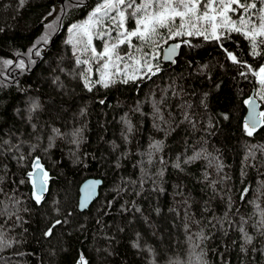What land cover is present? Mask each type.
I'll return each instance as SVG.
<instances>
[{
	"label": "trees",
	"instance_id": "trees-1",
	"mask_svg": "<svg viewBox=\"0 0 264 264\" xmlns=\"http://www.w3.org/2000/svg\"><path fill=\"white\" fill-rule=\"evenodd\" d=\"M96 4L0 0V142L11 145L0 151V230L18 242L0 252V264H77L81 255L88 264H198L197 256L206 264H264L256 207H264V126L248 136L242 121L253 89L264 111L258 80L218 43L193 36L180 38L190 43H181L173 64L156 50L161 70L151 79L89 91L66 40ZM46 31L47 44L37 45L41 54L29 63L28 49ZM224 44L254 68L264 64L240 34ZM6 59L26 67L6 68ZM156 141L163 142L159 152ZM196 152L201 157L185 163ZM37 156L51 175L39 204L26 175ZM87 177L103 184L79 211L78 187ZM241 225L251 244H243ZM201 231L207 238L196 248L189 236Z\"/></svg>",
	"mask_w": 264,
	"mask_h": 264
},
{
	"label": "snow or ice",
	"instance_id": "snow-or-ice-1",
	"mask_svg": "<svg viewBox=\"0 0 264 264\" xmlns=\"http://www.w3.org/2000/svg\"><path fill=\"white\" fill-rule=\"evenodd\" d=\"M24 4L25 0H19L20 7ZM130 22L135 26L129 27ZM47 27L49 31L54 30L52 24H48ZM49 31L41 35L37 42L28 49L29 63H35L31 57L37 45L41 42L47 44ZM68 32L70 35L66 43L72 46L76 65L83 66L79 76L84 82V87L89 91L97 84L108 88L117 82L129 84L138 80L151 79L161 70L159 63L156 62L158 60L157 49L168 45L164 59L172 60V54L180 48L181 43H190L188 39L180 38L199 36L204 40L218 43L230 61L241 68H246L258 80L261 88L257 95L260 100L264 101V64L254 68L224 44L231 38L232 33L240 34L250 43L251 55L264 58V51H257L258 48L264 49V0H97L96 6L88 17L79 24H72ZM94 40L100 41L102 47L99 50ZM169 41L173 43L169 44ZM123 47L128 50L121 54ZM34 54L39 56L41 53L36 50ZM85 54H88L87 58ZM94 62L95 72L99 73V78L93 81L90 77L93 74ZM2 64L7 68L14 62L6 59L2 61ZM14 67L24 70L25 61L19 60ZM240 75L245 76L246 73L241 71ZM114 76L120 79H113ZM244 103L252 107V113L244 123V130L248 136H253L258 127L264 126V111H256L257 105L251 97ZM38 107L37 103L32 104V110ZM156 111L159 113L160 109L157 108ZM184 118L189 119L187 115ZM132 130L129 122L128 132ZM53 131L59 134L58 130ZM74 135L78 136L79 130ZM6 145L11 147L7 141L0 142V151H3ZM151 147L154 152H159L162 150L163 142L156 141ZM201 155L202 153L196 152L185 163L197 160ZM19 159L24 160L23 155ZM151 162L150 155L149 163ZM160 162L165 163L163 159ZM174 166L180 168L181 165L177 162ZM31 167L33 170L27 175L30 180L36 177L39 181L37 186L36 180H32V197L39 204L47 191L46 184L50 177L44 170L43 164L40 163V157H35ZM222 167L223 165H218V168ZM160 175H163V170ZM92 183L99 184L100 182ZM86 187L94 191L92 185ZM248 191V188L243 189L241 199L246 198ZM80 206L81 208L86 207V202L82 200ZM256 207L259 216L257 228L261 235H264V207L260 205ZM2 214L0 212V215ZM56 223L59 224L61 221L57 220ZM244 223L246 224L247 221ZM185 228L186 231H191L190 225L185 224ZM239 231L243 244H251L253 237L247 233L243 225ZM51 234L52 229L45 233V235ZM206 238L202 231L189 236L196 248H199L200 243ZM16 243L18 242L9 239L5 232L0 230V252L13 248ZM136 246L139 247V244ZM197 261L198 264H206L200 256H197ZM77 264H88V261L81 255Z\"/></svg>",
	"mask_w": 264,
	"mask_h": 264
},
{
	"label": "water",
	"instance_id": "water-1",
	"mask_svg": "<svg viewBox=\"0 0 264 264\" xmlns=\"http://www.w3.org/2000/svg\"><path fill=\"white\" fill-rule=\"evenodd\" d=\"M171 43H173V41H170L169 42V44H171ZM167 47H168V45H164L162 47V49H161V58H162V61L173 64L175 62L176 57L179 54V49L180 48H178L176 50V52L174 54H172V60H166V59H164V54L166 52ZM254 92H255V90L253 89L247 99H249L250 97L253 98L255 100L256 105H257L256 111L257 112H260V111H262L261 103L255 97ZM251 113H252V107L249 104H245V112H244L243 119H242L243 124L249 118V116H250ZM261 127H258L257 130L259 128H261ZM257 130H256V132H257ZM40 163L43 164L41 162V159H40ZM31 164H32V162H31ZM43 166H44V170L47 171V173L49 174V177L51 179V175H50L49 170L46 168V166L44 164H43ZM32 170L33 169L31 167L28 170V172H30ZM28 172L26 173V175L28 174ZM27 177H28V175H27ZM50 179L47 180V184H46L47 191L44 193L43 199L45 198V196L47 195V193L49 191V181H50ZM28 180H29V183L31 185L32 193H33V183H32V180H36L37 186L39 184V181H38V179L36 177H33L31 180L28 177ZM95 181H99L100 183L99 184H93L92 182H95ZM102 184H103V179L101 177H87V178L83 179L80 182L79 187H78V199H77V208H78L79 211H85V210H87L89 208V206L97 199V197L99 195V189L102 186ZM89 185H92V188H94V191H92L90 188L86 187V186H89ZM90 191H91V195H89V192ZM82 200L86 202V207H84V208H81V206H80Z\"/></svg>",
	"mask_w": 264,
	"mask_h": 264
},
{
	"label": "rangeland",
	"instance_id": "rangeland-1",
	"mask_svg": "<svg viewBox=\"0 0 264 264\" xmlns=\"http://www.w3.org/2000/svg\"><path fill=\"white\" fill-rule=\"evenodd\" d=\"M55 16V13H54V15H53V17ZM76 22V21H75ZM69 35H70V33H69Z\"/></svg>",
	"mask_w": 264,
	"mask_h": 264
}]
</instances>
